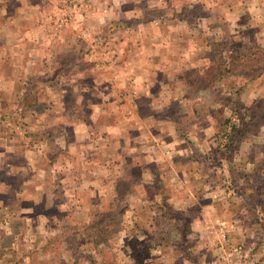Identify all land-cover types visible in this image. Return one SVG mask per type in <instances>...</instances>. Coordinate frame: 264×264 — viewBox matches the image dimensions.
Wrapping results in <instances>:
<instances>
[{
  "label": "rangeland",
  "instance_id": "374dc122",
  "mask_svg": "<svg viewBox=\"0 0 264 264\" xmlns=\"http://www.w3.org/2000/svg\"><path fill=\"white\" fill-rule=\"evenodd\" d=\"M53 2L55 8L50 6L46 12L37 7L42 18L50 16L48 21L37 20L33 26L39 31L34 34L37 37L34 42L40 46L34 50L40 52L27 49L25 54L14 59L23 66L18 68L17 93L7 98H11V105L18 101L23 113L0 119V129H24L23 133L32 129L34 138L31 141L36 144L41 139V129H51L50 132L52 129H73L60 119L65 114V123H68L67 113L73 110L79 93L76 91L78 82L83 86L93 78L104 81L106 76L116 73L113 66L121 63L128 69L125 77L132 79L137 72L143 73L147 94L151 93L153 98L140 104L146 108V115L156 114L162 124L150 128L145 121L148 125L145 129H160L162 134L143 143L145 150L150 154L157 150L159 163L170 159L180 167L191 169L193 174L210 171L204 182L206 186L202 189L193 186L194 190H215L219 186L226 193L220 195L219 201L227 211L219 217L224 219V224L218 232L215 230L214 240L207 245L204 238H188L185 245L178 247V255L190 254L192 264H264V0ZM48 35L53 36L50 42L44 39ZM62 59L66 63L61 64ZM26 63L32 65V76L28 74L27 78L31 81L29 86L22 84L27 75ZM75 64L77 66L73 67ZM113 79H116L114 75ZM49 81L54 86L45 89ZM73 82H76V89ZM235 87L241 89L240 94L236 95ZM116 88L124 99L133 97L124 105L137 106L138 90L132 92L133 89L125 85ZM81 91L79 98L82 97L84 107L89 95ZM29 92L32 95H28ZM46 105L48 108L53 105L54 109L43 112L42 116L41 110ZM26 106L33 109V115L24 114ZM79 110L78 107L77 112ZM140 110L141 106V115ZM85 112L79 114L89 119ZM134 114L139 116L137 112ZM127 116L128 119H122L127 121L126 129L139 128L143 119L130 120L132 115ZM244 118L249 121L250 130L243 141L238 140L239 149L242 143L247 144V149L249 143L253 151L250 156L244 155L245 151L239 155L238 149L231 155L224 148L223 134L229 133L232 124H239ZM143 125L141 123V127ZM17 141L24 143L25 138L19 135ZM186 159H191L192 163L184 165L188 163L184 162ZM198 160L203 162L204 168ZM219 161L225 163L224 175L217 165ZM161 171L165 173L166 168ZM133 177L131 183H119L118 189H130L136 181V176ZM234 178L238 179V184L233 182ZM44 184L34 199L20 200L15 205L32 208L35 214L47 210L45 208L54 209L52 219L56 216L59 220L61 214L55 211L58 199L55 202L45 195L49 187L48 183ZM69 199L70 196H66L59 201L70 205ZM7 200L1 198L0 206L8 203ZM166 213L156 223L163 225L164 248H169L177 242L172 238L175 224L182 223L177 213ZM111 216L113 224L109 228L67 230L64 233L66 244L61 238L63 244L53 242L43 250L42 247H28L29 258L24 260H19L17 255L26 253V246H18L15 256L10 249L2 247L0 264H75L69 259L74 256H81L79 264H145L147 246L134 240L128 244L129 241L117 236L120 215ZM201 216L193 214L192 233V226ZM67 221L70 220L67 218ZM207 232L202 230L200 234L203 236ZM27 234L24 230L22 240ZM62 234L63 231L60 236ZM91 240L98 245H90ZM5 246H9L8 242Z\"/></svg>",
  "mask_w": 264,
  "mask_h": 264
},
{
  "label": "crops",
  "instance_id": "0c3cea01",
  "mask_svg": "<svg viewBox=\"0 0 264 264\" xmlns=\"http://www.w3.org/2000/svg\"><path fill=\"white\" fill-rule=\"evenodd\" d=\"M45 1L47 0L37 2L0 0V119L23 113L22 107L17 104L18 101L11 105V98H7L17 93L18 68L23 66L14 59L25 54L27 49L30 52H40L38 49L34 50L40 46L34 42L37 40L34 34L39 31H35L33 26L38 22L37 20L48 21L50 16L42 18L37 7L41 12H46L50 6L53 8L56 6L53 0L46 3ZM42 4L45 5L44 8ZM52 37L48 35L44 36V39L47 38L50 42ZM61 61V64L66 63L64 59ZM75 66L77 65H73ZM113 67H115L116 73L113 75L116 79H113L112 75L106 76L104 81L93 78L88 83L89 86L88 84L81 86L79 82L77 83L76 91L79 93L76 96L75 105L72 106L73 112L67 113L68 123H65L67 121L64 118L65 114L63 119H60V122L72 126L73 129H52L53 132H50L51 129H41V139L36 144L31 141L34 138L32 129H29V133L28 131L23 133L24 129H0V199L12 200L11 202L7 200L8 203L3 207L0 206L1 252L4 247V249H10L11 255L15 256L18 246H26V253L17 255L19 260H24L29 258L28 247L31 249L42 247L43 250L53 242L66 244L64 233L67 230L94 231L96 227L100 230L103 227L109 228L113 224L111 215L118 213L120 221L117 236H121L124 241H129L128 244L134 240L146 245L148 257L144 260L145 264H175L176 262L192 264L190 254V256L178 255V247L185 245L188 238L196 240L204 238L205 244L208 245L214 240L215 230L218 232L220 225L224 224V219L219 217L227 211L219 201L220 195L224 196L226 193L219 186L215 190L193 189V186H199L201 189L206 186L204 182L210 171L202 174L204 176L193 174L191 169L180 167L178 163L170 159L159 163L157 150L152 151L151 154L145 150L144 144L150 138L155 140L162 135L160 129H145L148 127L145 121L150 128L162 125L157 120L156 114L149 112L150 114L146 115V108L140 104L141 101L153 98L151 93L147 94V80L145 75L139 72L132 79L125 77L128 69L122 63ZM25 70L27 75L25 80L22 79L24 81L22 84L29 86L31 81L27 78L28 74L32 76V65L26 63ZM73 84L76 89V82ZM118 85L128 86L133 89L132 92L136 91L135 93L139 91L137 106L135 104L131 108L124 105V102H128L127 99L132 100L133 97L128 96L124 99L116 88ZM52 86L54 84H50L49 81L45 89ZM81 89L89 95L84 107H82L84 105L82 97L79 98ZM31 93L34 98V91ZM127 93L130 94V92ZM32 94L28 93V95ZM61 97L59 96V99L62 102ZM33 98L32 101L35 99ZM19 101L21 103V98ZM62 106L64 109L63 104ZM140 106L141 115L139 114ZM78 107L80 110L77 112ZM50 108L54 109V106L51 105ZM50 108L46 105V108L41 110L42 116H44L43 112L49 111ZM66 108H68L67 103ZM85 110L84 114H87L89 119L79 114ZM134 112H137L139 116H135ZM24 114L33 115V109H28L26 106ZM128 114L132 115L130 120L141 117L143 119L141 123L144 125L141 127L140 123L139 128L126 129L127 121L124 122L122 119H128ZM50 115L53 116L54 113ZM19 135L21 139L25 138L24 143H18ZM174 137L176 139V136ZM246 146L247 144H241L239 155L243 151L246 152L243 153L244 155H251L253 147L249 143L247 149ZM184 162H188L184 164L188 165L192 163V160L186 159ZM202 164L203 162H200V165ZM224 164L222 161L217 164L224 172L223 175L226 172L223 170ZM162 168H166L165 173L161 171ZM207 168L210 170V166ZM134 175L136 181L130 189L126 188L124 191L118 189L119 183L133 182ZM228 175L227 172V177ZM43 181L48 183L49 187L45 195L54 198L55 202L56 198L58 199L55 211L61 214L59 220L56 216L52 219L54 209L45 208L47 210H41L35 214L32 208L15 205L20 200L34 199L37 191L45 186ZM233 182L238 184V179L234 178ZM66 196H70V205L64 204V201L61 204L59 201ZM31 204L36 206L34 203ZM166 212L177 213V218L182 223L175 224L172 238L177 242L169 248H164L163 225L156 223L158 218L167 214ZM255 212L257 213V210ZM193 214L202 215L192 226L194 233L191 231ZM67 218L70 221H67ZM220 220H222L221 223ZM174 223L176 221H173ZM24 230L28 234L25 240H22ZM202 230H208L207 234L202 236L200 234ZM62 231L63 234L60 236ZM7 242L9 246H5ZM89 243L98 245L93 240ZM123 249L127 251V248L123 247ZM69 259L79 264L81 256L69 257Z\"/></svg>",
  "mask_w": 264,
  "mask_h": 264
},
{
  "label": "trees",
  "instance_id": "16d2710c",
  "mask_svg": "<svg viewBox=\"0 0 264 264\" xmlns=\"http://www.w3.org/2000/svg\"><path fill=\"white\" fill-rule=\"evenodd\" d=\"M223 65V62H222ZM218 69L222 71L221 67H218ZM235 92L236 95L240 94L241 89L240 88H236L235 87ZM249 121L247 119H240L239 124L233 123L231 126V129L228 132H225L223 134V140H224V148L227 151H230L231 155H234L235 153H237L238 149H239V141H243V139H245L246 137V133L250 130V125H249ZM227 125V124H225ZM230 155V156H231ZM230 158V157H228ZM227 158V159H228Z\"/></svg>",
  "mask_w": 264,
  "mask_h": 264
}]
</instances>
